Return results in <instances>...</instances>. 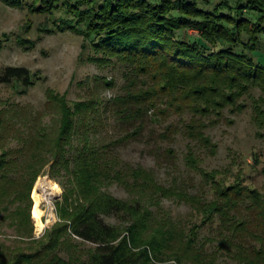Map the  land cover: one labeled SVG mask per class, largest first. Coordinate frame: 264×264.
<instances>
[{
    "label": "trees",
    "instance_id": "obj_1",
    "mask_svg": "<svg viewBox=\"0 0 264 264\" xmlns=\"http://www.w3.org/2000/svg\"><path fill=\"white\" fill-rule=\"evenodd\" d=\"M0 1L24 7L21 0ZM26 5L47 14L52 28L43 31L81 36L82 55L90 50L87 61L116 65L122 83L106 98L101 93L114 88V79L94 76L86 98L76 101L47 89L43 109L34 113L0 101V219H10L8 226L24 244L9 248L0 242V264H217L216 251L196 244L197 229L214 220L221 229L216 249L237 264H264L263 196L238 182L221 185L214 173L199 167L196 154V149L214 153L206 130L225 120L223 110L242 109L238 100L253 89L264 94V0H33ZM57 10L61 14L53 16ZM4 41L6 36L0 51ZM0 83L25 92L34 84L33 74L4 66ZM253 106L262 126L264 107ZM176 135L191 143L184 169L211 185V199L189 191L195 186L191 176L186 181L174 176L166 185L152 168L120 159L119 148L142 143L150 145L146 152L157 168L179 173L175 149L162 145ZM11 140L17 146L4 148ZM45 174L62 187L57 221L33 238L29 193L36 177ZM114 183L129 198L108 193ZM163 199L187 204L199 223L185 230L165 213L157 217ZM110 216L119 223L104 220ZM85 243L91 244L86 251L80 249Z\"/></svg>",
    "mask_w": 264,
    "mask_h": 264
},
{
    "label": "rangeland",
    "instance_id": "obj_2",
    "mask_svg": "<svg viewBox=\"0 0 264 264\" xmlns=\"http://www.w3.org/2000/svg\"><path fill=\"white\" fill-rule=\"evenodd\" d=\"M23 8L10 6L0 1V38L6 36V41L0 51V68L4 66H22L33 74L34 84L20 91L17 85L0 83L1 103H17L31 110L32 113L41 111L46 102L45 92L51 89L59 94H66L69 101L85 99L87 89L92 88L94 76H104L106 79L113 78L115 86L112 90H104L101 94L109 98L122 83L121 70L112 64L95 65L87 61L86 55L90 53L86 49L82 55V37L70 31L47 33L44 28L51 27L47 14L31 12L26 9V4L33 0H21ZM61 10L53 11L58 16ZM52 28V27H51ZM193 37H198V32L188 31ZM18 40L23 44H19ZM264 94L261 95L258 89H253L250 97L243 96L238 103L242 109L230 112L223 110V118L214 127L208 128L206 134L215 144L213 154H209L204 149H196L199 158V167L209 173H214V180L223 186L240 183L256 190L264 198V124H258L255 118L254 102L262 104ZM174 119V118H173ZM43 121H48V117H43ZM110 128H108L109 130ZM172 143L162 142L163 146H171L177 155V170L174 172L167 168H157L154 159L146 152L150 145L142 143H131L119 148V156L122 162L132 165H141L145 168H152L157 178L168 185L172 177L179 176L182 180H187V176L193 178L194 187L188 188L190 192L201 193L203 197L211 199L213 190L208 183H201V176L193 171L184 169L183 155L189 143L181 135H176ZM16 141H6L4 148H15ZM47 170V169H46ZM47 180L58 186V192L48 195V199H41L39 184ZM58 178H51L48 174L37 176L33 182L29 193L31 207L29 210V220L32 226L33 238L40 237L46 228H50L56 221L55 202L60 199L62 187L58 183ZM106 191L119 199L129 198L128 193L117 184L106 187ZM203 192V193H202ZM24 200L22 205L27 204ZM16 203L10 205V210L14 209ZM161 211L155 215L158 217L164 213L167 217L176 222L179 227L187 230L193 224H198V216L191 211L185 203L174 202L163 199L160 203ZM155 211L154 207L150 208ZM245 215L244 209L241 212ZM1 215L2 212L0 213ZM52 215L49 220L48 216ZM10 214L8 215V217ZM10 219H0V242L9 248L14 246H24L23 241L16 237L13 228L8 226ZM108 223L117 224L116 217H104ZM48 221V222H47ZM39 222L43 226L37 230L35 224ZM29 225H26V228ZM221 231L218 221L214 220L197 229L196 244L203 247L206 252H217V264H237L236 261L226 256L224 250L216 249L218 232ZM91 248V244L85 243L80 249L86 251ZM228 248H230L228 246ZM233 250V249H231ZM172 261L166 262L170 264Z\"/></svg>",
    "mask_w": 264,
    "mask_h": 264
},
{
    "label": "bare ground",
    "instance_id": "obj_3",
    "mask_svg": "<svg viewBox=\"0 0 264 264\" xmlns=\"http://www.w3.org/2000/svg\"><path fill=\"white\" fill-rule=\"evenodd\" d=\"M50 181V180H49ZM47 180H43L39 184L40 193H38V196L42 199H48V195H51L54 192H58L59 188L58 186L54 185L52 182H49ZM49 220L52 219V215L50 214L48 216ZM48 222V221H47ZM42 224L37 222L35 224V227L37 230H40L42 228Z\"/></svg>",
    "mask_w": 264,
    "mask_h": 264
}]
</instances>
